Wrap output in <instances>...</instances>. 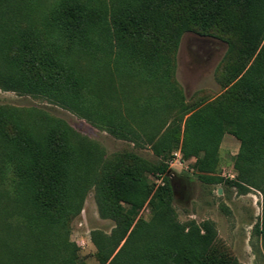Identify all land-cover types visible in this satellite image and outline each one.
Returning a JSON list of instances; mask_svg holds the SVG:
<instances>
[{"label": "trees", "instance_id": "obj_1", "mask_svg": "<svg viewBox=\"0 0 264 264\" xmlns=\"http://www.w3.org/2000/svg\"><path fill=\"white\" fill-rule=\"evenodd\" d=\"M49 1L0 0V89L45 98L104 124L120 139L134 140L142 132L152 142L158 136L152 145L156 159L130 153L102 166L94 144L64 121L0 106V231L25 234L11 257L77 264L69 225L94 187L101 216L119 226L95 243L104 260L111 259L108 264H238L212 249L215 232L208 223L203 233L175 223L168 160L181 143L183 158L196 159L198 179L219 183V146L231 134L240 141L235 167L241 183L229 186L264 192V30L256 17L264 0H52L48 7ZM219 30L237 36L239 49L247 47L252 55L229 70L233 85L224 96L197 110L184 108L191 114L183 132L159 124L153 133L154 115L136 99L123 112L105 103L103 94L94 95L93 79L112 65L117 73L123 65L147 83H164L157 75L170 73L185 33L216 36ZM80 60H91L94 76ZM172 88L161 89L157 108L165 98L171 105L178 101ZM150 176L164 184L156 187ZM146 205L149 219L134 223ZM257 232L264 242V221ZM8 256L1 249L0 264H9Z\"/></svg>", "mask_w": 264, "mask_h": 264}, {"label": "rangeland", "instance_id": "obj_2", "mask_svg": "<svg viewBox=\"0 0 264 264\" xmlns=\"http://www.w3.org/2000/svg\"><path fill=\"white\" fill-rule=\"evenodd\" d=\"M50 2L52 0L47 3L48 7L52 6ZM263 12L264 10L259 8L256 15H259V21L263 23L262 30ZM226 32L219 30L216 36H204L198 32L185 33L172 56L170 73L165 75V72H162L157 75V79L164 82L163 86L154 80L147 83L142 76L134 75L132 71L127 72L123 65L117 73L115 65H112L108 70H102L103 74L98 79H93L94 95L103 94L101 96L105 103L119 105L123 112L136 102V99L140 107H148L147 110L154 115L149 128L153 133L159 124L164 125V130L180 128L183 132L185 122L191 114H185L184 108L193 107L197 110L217 97L224 96L233 85L229 83V70L234 65L246 62L248 55H252L247 47L244 50H241V47L239 49L237 36L233 37ZM231 43L236 44L238 51H230ZM255 56L256 54L249 59V64ZM96 57V63L100 65V54ZM91 63V60H80L81 66L87 68L86 73H93L94 76L97 69ZM156 84L159 92L156 91ZM169 86L174 87V93H178V101L171 105L170 100L165 98V101L160 103V108H157L156 98H159L161 89H167ZM97 105L95 103L96 107ZM0 106L27 111L35 117L48 116L64 121L94 144L102 166L117 159L123 160L130 153L149 160L156 159L152 145L156 143L158 136L153 135L156 141L152 142H149L142 132H139L134 140L120 139L98 121L84 118L81 114L45 98L16 91L0 89ZM105 106L107 105L103 104L104 110ZM180 146L181 143L172 150L168 160L172 169L171 180L174 184L178 180L184 181L185 186L179 185V188L175 187V191L172 189L171 208L175 223L183 226L185 231H190L191 227L195 226L202 233V225L208 223L215 232L212 245L215 252L218 250L233 257L238 264H264V242L262 235L257 232L258 229H263L264 192L245 184L244 190L235 184L229 186L230 183H241L235 167L240 141L231 134L224 135L219 146L220 161L216 171V176L221 181L214 184H207L198 179V172L193 167L196 159H184ZM149 180L156 187L164 184L162 177L150 176ZM149 215L150 208L146 205L135 217L134 223L141 219L148 220ZM69 229V240L78 249L77 264L109 263L111 259L106 262L104 254L99 252L95 243L110 237L115 231L119 232V226L115 220L101 216L94 187L89 188L82 209L70 222ZM0 239L5 242L0 248L9 254V264H30L25 262L24 257L20 256L17 261L16 255L11 257L10 254L18 253L16 250L19 249L21 241H25L24 231H0Z\"/></svg>", "mask_w": 264, "mask_h": 264}, {"label": "flooded vegetation", "instance_id": "obj_3", "mask_svg": "<svg viewBox=\"0 0 264 264\" xmlns=\"http://www.w3.org/2000/svg\"><path fill=\"white\" fill-rule=\"evenodd\" d=\"M179 185L183 186L181 180L175 182V187L179 188Z\"/></svg>", "mask_w": 264, "mask_h": 264}, {"label": "water", "instance_id": "obj_4", "mask_svg": "<svg viewBox=\"0 0 264 264\" xmlns=\"http://www.w3.org/2000/svg\"><path fill=\"white\" fill-rule=\"evenodd\" d=\"M182 185L184 186V181H182ZM171 187L174 190L175 189V184L173 183V181L171 180ZM185 187V186H184ZM175 191V190H174Z\"/></svg>", "mask_w": 264, "mask_h": 264}]
</instances>
